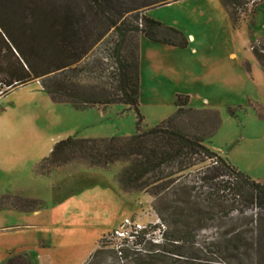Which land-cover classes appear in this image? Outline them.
Returning a JSON list of instances; mask_svg holds the SVG:
<instances>
[{
  "label": "rangeland",
  "instance_id": "obj_1",
  "mask_svg": "<svg viewBox=\"0 0 264 264\" xmlns=\"http://www.w3.org/2000/svg\"><path fill=\"white\" fill-rule=\"evenodd\" d=\"M165 2L121 0L118 5L124 9L150 4L127 12L121 20L127 18L125 25L134 24V18L144 13L181 31L189 41L186 47L154 43L130 30L116 55L119 42L112 29L92 43L97 31L94 23L87 30L88 51L55 78L69 74L72 85L88 93L94 87L111 92L108 74L115 56L123 61L132 41L137 42L141 125L148 128L170 116L176 109L175 95H187L192 108L217 114L219 125L204 145L251 180L264 182V70L252 51L258 42H264V0L252 17L249 12L255 7L246 5V14L236 24L219 0ZM22 3L25 24L31 8L58 14V9L72 5L84 13L78 0ZM15 22L19 31L25 30L17 16ZM78 105L82 109L52 102L37 80L0 96V263L9 253L20 252H27L35 264H176L175 253L195 254V243L210 239L216 233L215 223L221 220L208 223L190 240L174 242L176 245L165 240L163 226L158 244L145 242L142 251H127L125 258L115 256L114 260L109 235L119 222L124 217L138 216L142 222L157 217L152 197L121 190L117 174L124 163L99 168L73 160L57 167L49 165L50 172L43 173L40 164L59 140L135 132L136 112L125 104ZM197 118L206 120L207 116L198 113L178 126L198 134L203 128L206 132L208 127H199ZM6 195L8 199H2ZM16 196L38 201L40 206L37 211L14 209L9 204H17ZM96 248L103 253L92 257ZM198 262L193 263L202 264Z\"/></svg>",
  "mask_w": 264,
  "mask_h": 264
},
{
  "label": "trees",
  "instance_id": "obj_2",
  "mask_svg": "<svg viewBox=\"0 0 264 264\" xmlns=\"http://www.w3.org/2000/svg\"><path fill=\"white\" fill-rule=\"evenodd\" d=\"M78 1L84 13L72 5L58 9V14L31 8L28 9L30 20L25 24L22 0H0V96L16 86L37 80L52 102L70 103L75 109H82L78 102L127 105L137 115L135 132L128 136H68L59 140L40 164L43 173L50 172L49 165L57 167L73 160L99 168L124 163L117 174L121 190L144 192L152 197V208L166 228L163 230L165 240L174 245L188 241L208 223L213 225L221 220L215 223L216 233L210 239L195 243V254L186 257L175 253L176 264H195L193 262L199 260L202 264H264V182L251 180L204 145L205 139L219 125L214 110L192 108L187 95L176 94L174 113L144 128L138 113V43L133 41L123 61L115 56L108 74L113 84L111 92L94 87L93 93H88L72 85L69 74L54 76L85 55L90 47L85 43L87 30L94 23L97 31L92 43L112 29L119 42L114 48L115 54L119 53L125 33L130 30L151 42L180 48L187 46L188 38L178 29L144 13L134 18V24L126 23L129 28L125 25L127 18L121 20L127 12L150 4L124 9L118 5L121 0ZM219 1L236 24L246 14V5L255 7L249 12L252 17L262 0L258 3L256 0ZM16 16L25 30L19 31ZM258 45L252 47V51L264 70V42ZM46 77H49L48 82ZM198 113L207 116L206 120L197 118L199 127H208L206 132L203 128L198 134L178 126L182 120ZM16 198L17 204H9L14 209L35 210L40 206V202L32 199ZM2 199H8V195ZM102 251L96 248L92 257ZM109 251L117 261L113 251ZM0 264L35 262L27 252H20L9 253Z\"/></svg>",
  "mask_w": 264,
  "mask_h": 264
},
{
  "label": "built area",
  "instance_id": "obj_3",
  "mask_svg": "<svg viewBox=\"0 0 264 264\" xmlns=\"http://www.w3.org/2000/svg\"><path fill=\"white\" fill-rule=\"evenodd\" d=\"M151 229V226L157 225ZM163 225L158 217L142 222L138 216L124 217L109 235V247L121 260L125 252H140L145 242L158 244L162 237Z\"/></svg>",
  "mask_w": 264,
  "mask_h": 264
},
{
  "label": "crops",
  "instance_id": "obj_4",
  "mask_svg": "<svg viewBox=\"0 0 264 264\" xmlns=\"http://www.w3.org/2000/svg\"><path fill=\"white\" fill-rule=\"evenodd\" d=\"M7 208H9V207H7ZM35 211H37V210H35Z\"/></svg>",
  "mask_w": 264,
  "mask_h": 264
}]
</instances>
